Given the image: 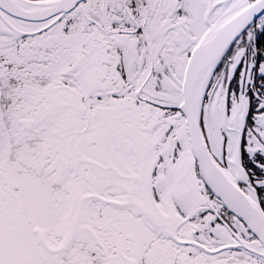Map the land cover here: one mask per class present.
<instances>
[{
    "label": "snow or ice",
    "instance_id": "6c2138e0",
    "mask_svg": "<svg viewBox=\"0 0 264 264\" xmlns=\"http://www.w3.org/2000/svg\"><path fill=\"white\" fill-rule=\"evenodd\" d=\"M0 264H264V0H0Z\"/></svg>",
    "mask_w": 264,
    "mask_h": 264
}]
</instances>
